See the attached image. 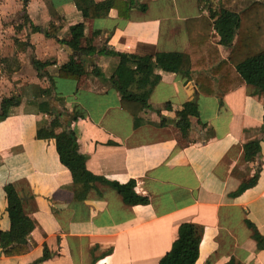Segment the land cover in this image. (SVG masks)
Here are the masks:
<instances>
[{"label": "crops", "instance_id": "1", "mask_svg": "<svg viewBox=\"0 0 264 264\" xmlns=\"http://www.w3.org/2000/svg\"><path fill=\"white\" fill-rule=\"evenodd\" d=\"M138 1L148 5L146 12L133 10L122 19L111 10L108 17L87 20L74 0H27L30 24L17 30L24 23V0H0V114L5 98L22 100L0 122V264H159L184 223L205 229L197 264H264V249L248 225L264 237V94H255L254 80L240 82L239 74L230 86L225 82L229 71L219 63L228 59L230 49L219 44L217 27L227 29L226 17L214 21L210 44L191 50L187 20L201 16L198 0ZM80 23L98 50L175 55L149 99L154 107L170 103L171 109L148 111L151 124L135 129L118 92L100 78L117 65L110 56L86 58L87 75L79 81L59 78L60 67L74 53L58 40H69L70 28ZM51 24L56 38L46 36ZM31 25L39 32H32ZM35 60L53 63L47 76L39 77ZM200 72L208 75V92L197 86ZM48 76L54 86L44 95L51 88ZM214 92H224L223 98ZM44 100L64 112L61 123L76 134L91 174L120 183L134 180L136 192L150 204L129 206L102 182L85 200H76L54 138L63 128L51 137L38 135L52 120ZM194 100L199 117L190 118L192 127L184 137L177 122L183 106ZM74 114L80 118L71 122ZM259 138L260 160L248 163L243 147ZM256 172L254 187L231 196ZM12 187L24 198V211L36 228L29 252L9 257L1 241L11 227L7 193ZM45 250L50 258L39 262Z\"/></svg>", "mask_w": 264, "mask_h": 264}, {"label": "trees", "instance_id": "2", "mask_svg": "<svg viewBox=\"0 0 264 264\" xmlns=\"http://www.w3.org/2000/svg\"><path fill=\"white\" fill-rule=\"evenodd\" d=\"M74 3L87 20L108 17L111 10H116L122 19H128L133 10L141 12L148 10V5L141 4L138 0H106L100 3H96L94 0H74ZM198 3L201 16L187 20L191 50L201 49L203 46L210 44L214 32V21L217 22L223 16L226 18L229 16L228 21L224 20L228 25L227 29L222 30L217 27L221 37L219 44L230 49L228 59L219 63V68H225L229 71L225 82L230 86L236 79L240 78V75V82L254 80L255 94H264V0H253L249 6L237 15H230L223 7H220L219 10L216 8L217 5L214 0H198ZM26 6L27 0H24V23L17 27V30H21L24 25L30 24L26 14ZM31 31L39 32V29L31 25ZM70 34L71 38L69 40H58V43L66 45L74 53L69 61L60 67L59 78L79 81L87 75L86 58L101 55L110 56L117 58V65L109 76L101 74L100 78L118 92L120 107L133 117L135 129L151 124L146 121L145 117L148 111L160 113L162 110L171 109L170 103L162 107H154L149 99L152 91L161 81L160 72L172 69L170 64L175 55H135L115 52L109 47L98 50L93 45V40L86 38L84 23L72 26ZM46 36L56 38V31L52 24L49 31L46 32ZM16 43L19 45V40H16ZM20 46L31 48L28 43H22ZM33 65L39 77L43 78L45 74L47 76V73H45L46 68L53 65V63H42L35 60ZM48 79L51 88L43 91L44 95H50L52 86H54V79L49 76ZM196 83L199 89L204 92H208V87H211L210 80L205 72L197 73ZM214 94L221 99L224 96V92H214ZM42 103L45 106L44 112L50 115L52 120L47 127L39 131L38 135L40 138L51 137L56 129L63 128L61 132L54 134V138L60 162L71 174L76 200H85L91 187L96 182H102L117 190L129 206L150 204L148 197L139 195L136 192V182L134 180L128 183H120L91 174L86 168L87 157L79 152L76 134L70 129V124L64 126L61 123L64 112L50 106L47 100ZM21 104L20 96L5 98L1 105L0 122L9 117L12 108L19 107ZM192 117H199L198 105L195 100L187 102L183 106V112L177 122V127L184 137L189 136L192 127L190 118ZM79 118L80 115L74 114L71 116V122ZM162 125L163 123L160 124V126ZM261 134L264 135V117ZM243 151L246 162H259L261 138L245 144ZM258 180L259 174L256 172L248 182L242 184L238 191L231 196H238L254 187ZM23 202L24 198L19 195L16 189L10 188L7 193V214L11 227L5 243L1 241L5 256H21L27 254L30 250L29 237L35 230L36 224L33 217L25 213ZM248 225L254 230L253 238L258 247L264 249V237L252 223L248 222ZM204 231V227L197 224H182L171 250L160 260L159 264H197ZM49 258L50 255L45 250V254L39 262L47 261Z\"/></svg>", "mask_w": 264, "mask_h": 264}, {"label": "rangeland", "instance_id": "3", "mask_svg": "<svg viewBox=\"0 0 264 264\" xmlns=\"http://www.w3.org/2000/svg\"><path fill=\"white\" fill-rule=\"evenodd\" d=\"M253 0H218L216 5L217 7H223L228 11V13L238 14L241 10L246 8L251 4ZM229 16L225 18V21H228Z\"/></svg>", "mask_w": 264, "mask_h": 264}]
</instances>
